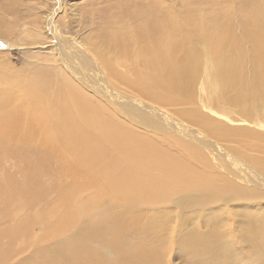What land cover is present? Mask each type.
Returning <instances> with one entry per match:
<instances>
[{
	"label": "bare ground",
	"instance_id": "obj_1",
	"mask_svg": "<svg viewBox=\"0 0 264 264\" xmlns=\"http://www.w3.org/2000/svg\"><path fill=\"white\" fill-rule=\"evenodd\" d=\"M108 4L100 31L83 41L68 36L69 52L59 53L68 75L56 78L53 68L1 75L0 166L10 156L22 179L0 171V264H161L173 232L198 255L196 264H264V133L226 126L197 106L174 110L186 123L194 116L208 137L195 136L197 146L144 130L166 127L152 121L147 101L167 109L196 105L204 63L203 91L224 103L259 101L264 109V0L210 16L190 3L179 13L160 0ZM84 68L93 72L80 74ZM201 143L206 148H195ZM208 151L221 169L211 167ZM50 195L39 214L25 216L28 205ZM193 217L207 227L203 235L189 231ZM35 225L39 234L29 232ZM27 250L28 257L12 262Z\"/></svg>",
	"mask_w": 264,
	"mask_h": 264
},
{
	"label": "rangeland",
	"instance_id": "obj_2",
	"mask_svg": "<svg viewBox=\"0 0 264 264\" xmlns=\"http://www.w3.org/2000/svg\"><path fill=\"white\" fill-rule=\"evenodd\" d=\"M108 1L109 0H0V88L5 87L1 75H6V77H13V76L16 77L17 75L27 76L29 74H32L37 69H41V68L44 69L53 68L52 70L56 71V75H55L56 78L60 74L61 77H64L62 75H68L67 73L69 71L65 65V61L61 60L59 54V53L69 52L70 49L69 42L70 40L72 41V39H69L68 36L73 35L74 37H76V39L83 41L88 39L91 35H93L95 33L96 28L100 27L98 28V31H100L102 28L100 24L103 25L105 18L103 17L105 16L103 11L109 10V4L108 5L106 4L114 1L117 3L118 0H114V1L110 0L109 2ZM160 1L163 2L165 6H167L166 7L167 9H170V12L176 11V13H179L181 11V8L185 4L190 3L191 6L197 8L198 11L197 10L196 11L200 15L210 16V14L215 13V10L230 12L232 8L238 7L239 4H241V2H243L244 0H160ZM228 6L230 7V9L225 10V8ZM98 9H101L102 11ZM116 10L117 8H115V13ZM185 11L186 9L184 10V12ZM23 37L24 39L22 40ZM78 68L79 67H77V69ZM251 69L252 67L250 62H247L245 66V71L247 75H251L252 73ZM206 70H207V65L206 63H204L202 64L200 71H198L197 73L198 78L194 87V92H195L194 101L196 102V105L178 104L175 106H171L167 109L160 107L154 104L153 102L147 101L148 104L152 106L151 108L147 109V111L151 112L152 114L154 113L153 115L149 114L151 116L152 121L157 122V120L160 119L162 121L164 120L163 121L164 123L166 122L165 124L166 127L164 132H160L159 129H157L156 127L153 128L145 127L144 130L147 131V134L154 136L158 133H163L165 137H176V138L180 137L182 139L185 138L188 141L193 140L195 136H198L200 139L202 138L201 140H205L206 138L208 139V137L204 134L202 130L198 128V126L195 127L194 123L192 122V117L194 118V116L186 119L188 123H190L188 124L179 117H177L174 113V110L176 109H182L185 113L188 110H192L194 106H197L199 111L207 115L208 118L222 121L226 126L232 128H246L256 133H264V115H263L264 109H262L263 103L259 101H256L257 103L256 102L252 103L250 101H245L241 99L237 101L238 103L231 104L228 102V99L225 100L226 97H222V99L226 101L225 103L220 102L222 100L217 98L219 100L218 102L215 94L212 91L211 92H209L208 90L203 91L205 90L203 89V87L206 88L207 79H208ZM84 71L86 73L93 72L89 68L79 69V72H81L80 74H82V72ZM246 79H250V77L247 76ZM102 81L106 82L105 80ZM101 86L106 91L108 90L107 92L111 91L110 86L107 85V82L105 85L102 84L101 82ZM245 89L253 90V88H251L249 85H246ZM231 91H232L231 94H234L233 89H231ZM0 92L3 91L0 89ZM210 94L212 96H210ZM121 96L124 97V94H121ZM207 96H209L208 99ZM21 97L23 98L22 95ZM122 97L115 99L121 102ZM212 98L214 102L210 101L212 100ZM19 101L20 100H16L14 103H19ZM128 102H132V101H128ZM131 125L133 127L135 126L134 128L136 129L139 128L137 123ZM198 129L200 130V132ZM212 141L213 143L215 142V137L212 138ZM191 142H194L195 145L197 146L195 140ZM206 146H207L206 144L201 143L200 146L195 148L201 150L202 148H206ZM223 146H224L223 148H225L226 151L229 150L230 153L233 152L229 148L230 147L229 145L223 143ZM219 152L222 153L224 151L221 150ZM232 154L235 155L234 152ZM207 156L210 158L209 161L211 162L210 164L212 168L219 167L217 166L218 164L217 161L214 159L215 156H213V154H211L208 151ZM8 157L10 156L4 157L3 159L5 160L2 159V161L4 162L3 164L2 163L1 164L4 165L5 163V165L7 164L8 166L4 165L3 167L4 168L6 167L5 169L1 167L2 165L0 166L1 174H3L4 172L7 173L10 172L14 177L17 176L14 178L15 180L16 179L17 181L21 180L22 174L18 171L20 168L18 166L19 164L14 162V159ZM237 157H239V155ZM218 169H221V167H219ZM47 178H49V176ZM70 179H71L70 177L67 178L66 182L67 183L70 182ZM48 180L50 179H47L46 181ZM238 182L240 183L243 181H238ZM242 186H247L249 188L254 187L251 184H244V182L242 183ZM54 198L55 195H50L48 198H44L41 201H37L34 204L28 205V207L25 208V216L39 214L40 213L39 211L45 208L46 206H48L51 203L50 201L53 200ZM171 205H173V203L170 204V206ZM29 209L31 210V212H29ZM176 217L177 216L171 217L172 223L170 222V225L173 227V230L175 231L177 229L179 222L178 218L173 220V218ZM194 217L191 219V221L188 220L186 222V224L188 225V229L189 231L193 229L195 230L194 232H196L198 235H203L207 231L206 230L207 227L205 226L199 227L198 224H196L195 220L197 221V223H199L200 219ZM41 231L42 228L38 225L31 226L29 230V232L34 234H39ZM186 232H188V230ZM174 234L175 232L165 237L166 244H164V246L166 252L162 256L163 262L161 264H196L195 261L193 260H198V255L196 257H193V254H188L187 252L189 251L185 249L183 244L181 245L179 244L180 242L179 235H174ZM186 237L187 236L184 237L183 241L186 239ZM5 242H7L6 239H4V243ZM56 242H58V238L48 240L47 243H45L44 245H53ZM29 254H30V250H27L25 252L19 253V255H14V257L12 258V262L15 263L21 261L22 259L28 257ZM195 255L196 254H194V256Z\"/></svg>",
	"mask_w": 264,
	"mask_h": 264
}]
</instances>
